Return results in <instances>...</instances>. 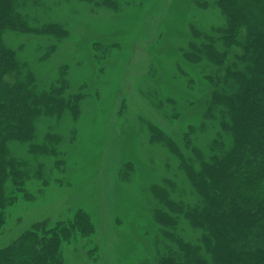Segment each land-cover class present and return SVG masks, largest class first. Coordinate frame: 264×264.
I'll return each mask as SVG.
<instances>
[{
    "label": "rangeland",
    "instance_id": "obj_1",
    "mask_svg": "<svg viewBox=\"0 0 264 264\" xmlns=\"http://www.w3.org/2000/svg\"><path fill=\"white\" fill-rule=\"evenodd\" d=\"M15 8L28 30H5L3 47L35 91L64 82L77 107L38 116L30 139L9 141L18 181L7 184L0 249L36 224L55 228L83 214L92 230L61 240L65 264H160L176 246L154 217L167 211L157 188L197 205L181 156L197 164L191 147L208 158L215 140L233 143L219 119L204 118L207 75L222 70L181 52L224 15L213 0H18ZM215 43L230 56L240 51ZM159 132L173 146L153 142ZM168 230L186 242L201 237L181 215Z\"/></svg>",
    "mask_w": 264,
    "mask_h": 264
},
{
    "label": "trees",
    "instance_id": "obj_2",
    "mask_svg": "<svg viewBox=\"0 0 264 264\" xmlns=\"http://www.w3.org/2000/svg\"><path fill=\"white\" fill-rule=\"evenodd\" d=\"M17 1L0 0V228L11 201L7 184L17 187L18 181L15 160L7 157L9 141L30 139L36 117L61 115L77 107L76 97L64 95V82L35 91L30 84L33 77L24 74L15 51L3 47L5 30H28L15 8ZM213 4L225 23L203 31L201 38L193 37L181 52L191 63L207 59L222 70L207 75L212 90L204 118L219 119L233 143L227 149L215 140L208 158L191 147L197 164L181 156V168L199 198L197 205L187 207L174 201L165 188H157L167 211L157 209L154 217L164 237L176 246L160 264H264V0H213ZM52 27L46 25L43 31ZM219 38L226 48L239 46L240 51L232 56L228 50L220 51L215 43ZM152 141L173 146L161 132L153 134ZM180 215L201 231L197 243L168 230L178 226ZM76 230H92L83 214L72 224L59 223L55 228L46 222L36 224L0 249V264H65L60 243Z\"/></svg>",
    "mask_w": 264,
    "mask_h": 264
}]
</instances>
